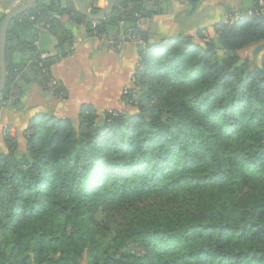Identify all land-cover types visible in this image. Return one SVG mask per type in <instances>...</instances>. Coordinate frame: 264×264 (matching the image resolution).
I'll list each match as a JSON object with an SVG mask.
<instances>
[{
  "label": "trees",
  "instance_id": "1",
  "mask_svg": "<svg viewBox=\"0 0 264 264\" xmlns=\"http://www.w3.org/2000/svg\"><path fill=\"white\" fill-rule=\"evenodd\" d=\"M99 1L85 2L90 13ZM163 1L115 0L92 22L73 0H38L9 23L0 108L24 94L17 51L28 48L48 90L73 43L62 17L114 46H146L121 99L136 112L83 105L29 123L23 148L5 136L0 264H264V0L155 46L139 24ZM174 1L193 13L207 0ZM46 30L53 54L38 41Z\"/></svg>",
  "mask_w": 264,
  "mask_h": 264
},
{
  "label": "crops",
  "instance_id": "2",
  "mask_svg": "<svg viewBox=\"0 0 264 264\" xmlns=\"http://www.w3.org/2000/svg\"><path fill=\"white\" fill-rule=\"evenodd\" d=\"M105 4L106 0L98 2L100 7ZM251 4V0H207L190 13L186 3L164 0L151 18L141 20L139 28L149 35L148 44L162 46L179 36L194 35L198 28L211 33L214 25L229 19V13L247 11ZM19 5L20 0H0V17ZM54 17L59 19L60 16ZM61 20L70 31L73 43L71 52L58 57L50 66L56 87L43 90L31 68L28 48L12 56V62L19 70L18 84L24 94L18 106L0 108V149H4L7 131L22 140L23 148L24 130L43 115L76 117L83 105H90L98 112L123 107L122 90L132 85L139 63V49L146 43L137 40L114 46L109 40L87 33L83 24H72L67 17ZM38 41L54 53L57 40L51 33L41 32ZM58 90L59 95H56Z\"/></svg>",
  "mask_w": 264,
  "mask_h": 264
},
{
  "label": "water",
  "instance_id": "3",
  "mask_svg": "<svg viewBox=\"0 0 264 264\" xmlns=\"http://www.w3.org/2000/svg\"><path fill=\"white\" fill-rule=\"evenodd\" d=\"M38 0H29L28 2L17 6L11 11H7L5 18L0 26V93L5 87L6 80V65H5V54H6V36L9 23L16 17L22 15L24 12L32 8ZM78 12L87 20L96 22L104 19L108 16L115 5V0H106L105 6L100 12L92 14L88 11L87 6L83 0H73ZM242 63V62H239Z\"/></svg>",
  "mask_w": 264,
  "mask_h": 264
},
{
  "label": "rangeland",
  "instance_id": "4",
  "mask_svg": "<svg viewBox=\"0 0 264 264\" xmlns=\"http://www.w3.org/2000/svg\"><path fill=\"white\" fill-rule=\"evenodd\" d=\"M241 56H242L243 58H244V57L249 58V60H250V65L253 66L254 64L258 63V61H259V56H260V55H258L257 57H255V55H252V51L249 50V51L243 52V53L241 54ZM131 87H133V85L124 88V89L122 90V94H121V96L123 95V91H124V90L127 91V90H128L129 88H131ZM125 102H126V103H129L128 101H124V102H123V100H122V105H123V107H122V108H119V109H113V110H116L117 112H123V113H125V112H129V113H134V112H136V109H135V108H133V107H129V106H126V105H125ZM109 111H110V110H109ZM97 112H98V111H97ZM57 117H58V116H57ZM58 118H64V117H58ZM71 118H74V117H71ZM6 135H7L9 138L14 139V140L17 142L18 146L21 148L22 140H21V139L18 140V139L16 138V134H15V133H10V131H7V132H5V136H6ZM4 148H5V137H4Z\"/></svg>",
  "mask_w": 264,
  "mask_h": 264
},
{
  "label": "built area",
  "instance_id": "5",
  "mask_svg": "<svg viewBox=\"0 0 264 264\" xmlns=\"http://www.w3.org/2000/svg\"><path fill=\"white\" fill-rule=\"evenodd\" d=\"M29 0H20V5L21 4H24L26 2H28ZM84 2L88 1V0H83ZM262 15L264 16V11L262 10ZM139 27H140V24H139ZM45 55H42V58L44 57ZM48 86L50 87H56L57 86V82L55 80H53L52 78L49 79V83H48ZM127 93L126 90L123 91V95H125Z\"/></svg>",
  "mask_w": 264,
  "mask_h": 264
}]
</instances>
